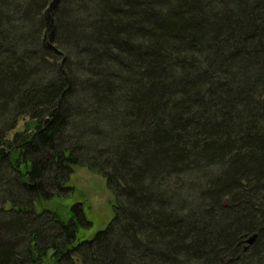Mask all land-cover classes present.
Listing matches in <instances>:
<instances>
[{
	"label": "trees",
	"instance_id": "trees-1",
	"mask_svg": "<svg viewBox=\"0 0 264 264\" xmlns=\"http://www.w3.org/2000/svg\"><path fill=\"white\" fill-rule=\"evenodd\" d=\"M0 264H264V0H0Z\"/></svg>",
	"mask_w": 264,
	"mask_h": 264
},
{
	"label": "rangeland",
	"instance_id": "rangeland-1",
	"mask_svg": "<svg viewBox=\"0 0 264 264\" xmlns=\"http://www.w3.org/2000/svg\"><path fill=\"white\" fill-rule=\"evenodd\" d=\"M27 123L26 119L20 120L15 131H22ZM68 185L73 189L69 199L41 201L35 207L37 209L54 208L58 205L65 207L80 203V212L88 225L83 226L80 224L76 211L72 212V214L75 213L74 219L78 222L77 239L80 241L90 240L97 231L103 229L111 220L113 216V197L106 186L105 180L83 167L73 168Z\"/></svg>",
	"mask_w": 264,
	"mask_h": 264
},
{
	"label": "water",
	"instance_id": "water-1",
	"mask_svg": "<svg viewBox=\"0 0 264 264\" xmlns=\"http://www.w3.org/2000/svg\"><path fill=\"white\" fill-rule=\"evenodd\" d=\"M255 238H256L255 234L251 235L244 242L246 245H251L254 242Z\"/></svg>",
	"mask_w": 264,
	"mask_h": 264
}]
</instances>
